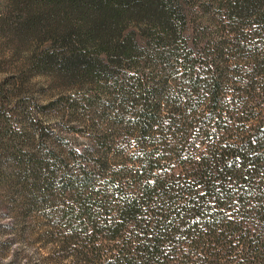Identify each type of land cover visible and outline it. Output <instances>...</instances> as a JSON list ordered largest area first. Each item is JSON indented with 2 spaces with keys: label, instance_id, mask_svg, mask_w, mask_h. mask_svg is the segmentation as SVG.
<instances>
[{
  "label": "trees",
  "instance_id": "16d2710c",
  "mask_svg": "<svg viewBox=\"0 0 264 264\" xmlns=\"http://www.w3.org/2000/svg\"><path fill=\"white\" fill-rule=\"evenodd\" d=\"M4 3L0 20L11 35L25 44L48 43L32 58L39 72L109 88L120 97L114 120L129 128L134 159L106 179L103 217L101 206L82 199L92 173L80 169L57 181L76 193L56 219L65 220V234L78 233L89 245L96 239L114 244L106 257L87 264H264V86L260 94L256 83L246 85L249 99L239 88L226 99L217 61L160 46L176 32L173 22L183 24L174 0ZM221 5L231 32H245L240 41L264 46V0ZM130 25L158 31L151 59L164 77L157 82L142 70L151 65L136 59L138 41L133 32L125 34ZM123 65L129 75L117 73ZM7 130L0 127V136ZM14 152L26 189L38 193L28 196L48 197L55 181L39 177L41 162Z\"/></svg>",
  "mask_w": 264,
  "mask_h": 264
},
{
  "label": "rangeland",
  "instance_id": "374dc122",
  "mask_svg": "<svg viewBox=\"0 0 264 264\" xmlns=\"http://www.w3.org/2000/svg\"><path fill=\"white\" fill-rule=\"evenodd\" d=\"M4 1L0 0V12L5 9ZM174 1L182 11L183 24L173 22L171 29L176 32L160 46L183 47L200 53L204 61H217L222 97L226 99L237 88L248 93V98L244 97L249 99L252 91L247 86L251 83H256V92L261 94L264 46L255 40L258 44L252 50L249 43L239 40L245 32H231L234 27L223 14L222 0ZM147 30L140 32L130 25L125 34L134 33L141 53L136 59L142 66L151 65L142 70L158 77L157 82L164 77L162 68L151 59L158 46V31ZM46 46L48 43L20 42L0 20V98L4 97L0 127L8 129L0 136V264H87L94 257H106L114 246L112 242L96 239L89 245L78 233L72 237L65 234V220L56 219L75 202L76 193L63 189L57 181L65 173L79 175L80 169L92 173L82 199L91 207H102L103 196H108L104 194L106 179L110 181V175L120 173L134 159V149L126 139L129 128L114 120L120 97L109 88L39 72L31 64L32 58ZM117 71L130 74L127 65ZM249 104L255 105L251 101ZM10 130L19 134L13 137ZM14 150L34 155L41 162L39 177L55 181L48 197L28 196L29 192L38 193L26 189L25 179L10 154H15ZM100 213L103 217V207Z\"/></svg>",
  "mask_w": 264,
  "mask_h": 264
}]
</instances>
